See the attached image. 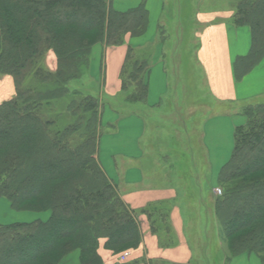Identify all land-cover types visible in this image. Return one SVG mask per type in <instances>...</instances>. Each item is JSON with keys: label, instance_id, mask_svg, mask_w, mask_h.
<instances>
[{"label": "trees", "instance_id": "obj_1", "mask_svg": "<svg viewBox=\"0 0 264 264\" xmlns=\"http://www.w3.org/2000/svg\"><path fill=\"white\" fill-rule=\"evenodd\" d=\"M114 1L0 0V78H13L16 91L0 101V199L17 211L51 212L46 222L0 225V264H75L69 259L76 252L79 264H107L102 247L117 255L112 264H147L120 261L142 244L138 216L147 215L153 234H170L164 209L136 212L124 202L98 160L103 99L71 86L90 70L96 45H127L124 102H147L152 55L134 54L130 39L146 35L148 9L142 2L122 12ZM232 19L252 35L250 53L234 66L241 79L264 60V0H238ZM49 52L57 58L54 71L47 68ZM242 116L220 170L224 195L210 201L209 211L232 258L254 255L264 264V100Z\"/></svg>", "mask_w": 264, "mask_h": 264}, {"label": "crops", "instance_id": "obj_2", "mask_svg": "<svg viewBox=\"0 0 264 264\" xmlns=\"http://www.w3.org/2000/svg\"><path fill=\"white\" fill-rule=\"evenodd\" d=\"M142 2L146 3L148 9V30L144 37L134 39L132 44L139 51L145 48H149L150 51L154 50L155 58L156 53L160 55L159 52L163 47L162 44L155 42V37L159 34L160 30V21L158 22V20L161 19V14L164 13L166 8L164 2L162 0H115L114 8L125 12L138 7ZM228 3L227 0H201L199 7L194 9L195 18L198 23L195 31L203 27L200 37H203L204 44L201 46L200 58L203 63L202 65L207 68L209 81L214 93L220 101L234 103L236 104L235 107H237L239 103L251 102L264 95V60L248 71L241 79L236 78L234 72L235 63L239 58H243L250 53L251 47L248 49L247 54L243 53V49L247 47V43L249 46L250 37L252 46V35L248 27H236L231 23L230 16L232 9L228 7ZM127 49V45L113 48L101 44L93 48V61L95 60L99 67H102L103 63L105 71L103 70L99 75L101 77L105 76L106 83L111 84V87H113L112 93H114L111 96L114 97L120 91V74L125 62ZM235 54L236 58L234 57ZM153 63L148 79L149 94L146 102L147 106L157 105L168 90L169 77L166 65L154 59ZM5 78L13 82L11 77ZM10 89L11 93L12 86ZM14 92L7 98H1L0 101L8 100L14 95ZM136 105H139L141 108V104ZM137 111V109L134 110L133 108V114L126 113L128 115L121 118L109 108L106 109L104 113V127L102 129H106V131L102 133L103 135L100 140L98 160L107 176L117 185L119 194L124 202L131 209L141 212L147 207L153 206V208L161 207V209L168 212L167 221L170 224L171 231L170 234L162 232L163 236L160 237L172 239L176 245L171 247L161 246L162 240L160 241L158 234L151 232L147 215L140 214L138 220L140 221L143 234L142 244L138 250L128 252V258L132 260L138 259L140 262L145 261L147 264H192L194 250L189 243L190 237L186 231L185 218L189 215L184 213V211L204 210L203 202L205 203L206 198H210L211 196L210 201L212 202L214 196L213 192L206 195V191L203 192L194 185L196 184L194 178L198 177V175L202 178L208 177L210 179V176L198 170L197 163H208L211 164L212 168L213 158L217 156L219 157L217 168L221 163H223L221 165L223 167L230 160L234 148L235 127L238 126V122H244V120L239 117L236 118V116L230 117L226 113V116L212 118L206 124H202L200 128L193 129L196 134V146L205 148L206 155H201L203 156L202 160L195 155L197 154L196 152L191 154V156L184 155L183 157H173L170 159V169L174 171H176L175 169L179 170L177 172V180L183 189L182 194H180L179 190L173 186H166L162 182L160 184L163 178L158 175L157 169L159 162L162 161V157L154 155V151L145 148L147 147L144 139L146 135V118H143L140 112ZM161 111L162 109L157 111L150 110V114L153 116L154 112ZM113 115H116V117ZM158 120L157 117L155 123H158ZM113 123L118 124L116 133H113ZM187 131H189L188 126ZM224 131L225 133H223ZM177 133L178 129H176V133L173 135L176 136ZM186 135L192 138V134L189 132ZM104 137H107V139H104ZM150 139H153V137ZM185 143L187 144V140ZM189 145L193 148L191 143ZM182 162L195 164V168L193 167L192 172H184L182 169H179V166H176V164H181ZM185 177L192 179L190 187L181 182L183 181L182 178ZM208 210H211L210 207ZM14 213L20 214L21 218L24 219H31L33 217L34 219L32 220L44 222L48 221L51 216V212L17 211L13 209L10 201L0 199V225H10L3 223V221L7 220V216ZM41 216H43V219H40ZM100 253L105 263L112 264L117 262V256L105 251L103 247ZM73 255L77 256V264H79V252Z\"/></svg>", "mask_w": 264, "mask_h": 264}, {"label": "rangeland", "instance_id": "obj_3", "mask_svg": "<svg viewBox=\"0 0 264 264\" xmlns=\"http://www.w3.org/2000/svg\"><path fill=\"white\" fill-rule=\"evenodd\" d=\"M162 1L164 2L166 8L164 13L161 14V19L158 20V22L160 21V30L159 34L155 37V42L160 43L163 46L162 50L159 52L160 55L156 53V57L154 58L155 51H150L149 48H145L142 51H134V54L150 55L151 53V66L154 64L153 59L166 65L169 77L168 90L163 95V99L160 100L157 105L147 106L146 103H142L140 108V106L136 104H127L126 101L124 102L126 94L121 92V87L120 91L116 93V98L111 96L114 94L112 93L113 87H111V84L106 83L105 76L101 77V75H99V73H102L103 70L105 71L103 63L102 67H99V65H97L98 63L95 62V60L93 61V58L91 60L90 70L82 78L71 84V86L76 90L78 89L80 92L102 98L104 102L103 109L106 110L109 108L121 118L126 117L128 115H126V113L133 114V108L134 110L137 109V112H140V115L143 118H146V135L144 139L147 147L145 148L154 151V155L162 157V161L159 162L157 169L158 175L163 178L161 179L160 184L162 182L166 186L171 185L175 189H178L179 193L182 194L183 189L177 180V172L179 170L177 171V169H175L176 171H174L170 169V159L173 157H183L184 155L191 156V151H195L197 153L195 155H197L200 159H203V156L201 155H206V149L196 146V135L193 129L200 128L202 124H206L212 118L226 116V113L230 117L236 116V118H242L244 122H238V125H241L246 121L245 117L242 116V110H245L249 106H256L258 102L264 100V95L251 102L239 103L237 107H235L236 104L234 103H225L220 101L211 87L207 68L202 65L203 63L200 58L202 49L201 46L204 44L203 37H200V32L203 30V27H200L197 31H195L198 23L195 18L194 9L199 7L201 0ZM237 2L238 0H227V5L232 9L233 15L236 10ZM232 14L230 16V21L231 23H234ZM71 18L73 17L71 16ZM133 40V38L130 39L131 44ZM250 47L251 37L249 46L247 43V47L243 49V53L247 54ZM234 57L236 58V54ZM46 58L47 68L54 71L57 66L56 55L53 52H49ZM132 58L133 56H131V59ZM125 61H127V59ZM129 63L131 65L132 60H130ZM13 84L14 80L12 82L8 81L5 77L0 78V95L3 96H0V100L1 98H7L12 92H14L15 89ZM11 86L12 92L10 93ZM159 109H162V111L154 112L153 116H151L150 110L157 111ZM233 109L239 110L240 115H233L231 113ZM113 116L116 117V115ZM157 117L159 120L157 121L158 123H155ZM104 120L105 119L103 117V127ZM187 126L189 127V131H187ZM113 127V133H116V127H118V124L113 123ZM174 128L178 129L176 136H174L176 133V129L174 130ZM105 131L106 129L102 130V133H105ZM188 132H192V138L187 137L188 135L186 134ZM223 133H225V131ZM151 137H153V139H150ZM154 137L156 138L155 140ZM104 139H107V137H104ZM186 140L187 144L185 143ZM190 143L193 145V148L190 147ZM218 159L219 157L217 156L213 158L212 168L211 164L204 162L197 163L199 167V169H197L204 174L206 173L207 176H210V179L208 177L202 178L200 175L194 178L196 183L194 185H196L199 190L201 189L203 192L206 191V195L213 192L215 188L222 189L223 193L221 195H215L213 192V200L222 197L225 191L224 188L227 186L226 184L219 182L220 170L222 169L221 165L223 163H221L217 168ZM176 166H179V169H182L184 172H192V168H190V166H187L188 170L186 169L185 162L176 164ZM192 167L195 168V164H192ZM182 179L183 181L181 182L187 187H190L192 179H187L186 177ZM211 198L212 196L210 198H206L208 202L207 200H205V203L203 202V207L205 208L204 210L198 209L193 211H184V213L189 215L185 217L186 231L190 237L189 243L194 250V258L191 263L261 264L259 258L254 255H241L234 258L229 255L226 246L229 243V239L223 236L224 234L222 233L219 221L215 217L213 218L212 212L208 210ZM43 216H41L40 219H43ZM6 218L7 220L3 221V223L6 224L16 222L30 223L35 221L32 220L34 219L33 217H31V219L21 218V215L17 213L11 214ZM160 221L161 218L157 219L158 223H160ZM168 225L170 224L168 223ZM158 227H161V225L158 224ZM156 234L159 235L161 241L163 239L160 237L163 236L162 232L160 231ZM173 245H176V243L174 242L173 244L168 245V247ZM161 246H163V243ZM77 260V256L72 255L69 262L77 264Z\"/></svg>", "mask_w": 264, "mask_h": 264}, {"label": "built area", "instance_id": "obj_4", "mask_svg": "<svg viewBox=\"0 0 264 264\" xmlns=\"http://www.w3.org/2000/svg\"><path fill=\"white\" fill-rule=\"evenodd\" d=\"M214 193H215V195H221L223 193V191L220 188H215ZM127 258H128V254L126 253L120 258V261H125Z\"/></svg>", "mask_w": 264, "mask_h": 264}]
</instances>
